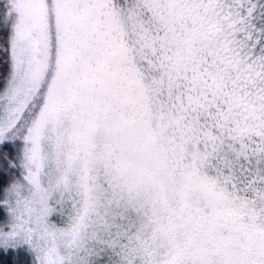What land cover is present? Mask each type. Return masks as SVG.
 <instances>
[{"label": "snow or ice", "instance_id": "6c2138e0", "mask_svg": "<svg viewBox=\"0 0 264 264\" xmlns=\"http://www.w3.org/2000/svg\"><path fill=\"white\" fill-rule=\"evenodd\" d=\"M0 264H264V0H0Z\"/></svg>", "mask_w": 264, "mask_h": 264}]
</instances>
